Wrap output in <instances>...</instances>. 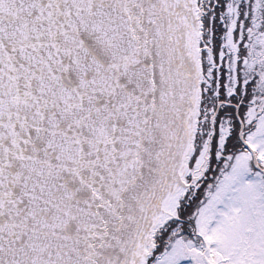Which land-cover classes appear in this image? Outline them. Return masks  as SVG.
Returning a JSON list of instances; mask_svg holds the SVG:
<instances>
[{
  "label": "snow or ice",
  "instance_id": "6c2138e0",
  "mask_svg": "<svg viewBox=\"0 0 264 264\" xmlns=\"http://www.w3.org/2000/svg\"><path fill=\"white\" fill-rule=\"evenodd\" d=\"M0 264H264V0H0Z\"/></svg>",
  "mask_w": 264,
  "mask_h": 264
}]
</instances>
